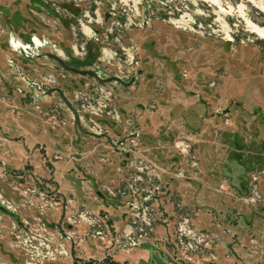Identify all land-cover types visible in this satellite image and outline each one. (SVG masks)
I'll return each mask as SVG.
<instances>
[{
	"label": "rangeland",
	"instance_id": "1",
	"mask_svg": "<svg viewBox=\"0 0 264 264\" xmlns=\"http://www.w3.org/2000/svg\"><path fill=\"white\" fill-rule=\"evenodd\" d=\"M255 26L264 0H0V264H264Z\"/></svg>",
	"mask_w": 264,
	"mask_h": 264
},
{
	"label": "water",
	"instance_id": "2",
	"mask_svg": "<svg viewBox=\"0 0 264 264\" xmlns=\"http://www.w3.org/2000/svg\"><path fill=\"white\" fill-rule=\"evenodd\" d=\"M47 56H49L50 58L54 59L59 66H61L64 70L70 71L74 74H79L82 76H90L95 78L100 84H103L105 82H110V81H118L123 85H129L131 84L133 81H129V82H125L124 80H122L121 78L117 77V76H111V77H107V78H102L98 73H96L93 70H89V69H78L76 67L70 66L68 64H66L64 62V60H62L58 55L54 54V53H48ZM49 92H57L58 95L60 96V98L62 99V101L67 105V107L71 110L73 117H74V122L77 126V128L85 133V134H89L95 138H101L104 137L108 143L113 144V141L111 140V138L105 134V133H94V132H88L87 130H84L81 126L80 123V119L79 116L77 114V111L75 110V108L71 105V103L69 102V100L66 98V96L64 95L63 91L60 88H51Z\"/></svg>",
	"mask_w": 264,
	"mask_h": 264
},
{
	"label": "bare ground",
	"instance_id": "3",
	"mask_svg": "<svg viewBox=\"0 0 264 264\" xmlns=\"http://www.w3.org/2000/svg\"><path fill=\"white\" fill-rule=\"evenodd\" d=\"M255 31L257 32L259 37L261 38L264 37V31L260 30L256 26H255ZM31 39H32L31 45L24 44L15 38H12L9 44L13 50H15L17 53H23L25 56L29 55L30 50L31 51L36 50L37 48L43 47V45L46 44V42L38 40L35 37H32Z\"/></svg>",
	"mask_w": 264,
	"mask_h": 264
},
{
	"label": "crops",
	"instance_id": "4",
	"mask_svg": "<svg viewBox=\"0 0 264 264\" xmlns=\"http://www.w3.org/2000/svg\"><path fill=\"white\" fill-rule=\"evenodd\" d=\"M74 192V191H73ZM88 189H87V187H85V186H83V187H81V188H79V190H78V198H86V199H88L87 198V196H88ZM85 202L86 203H89V204H92L93 202L92 201H90V200H85ZM110 202V201H109ZM112 202H114V200H112L109 204H110V206L111 207H113V205H115L116 203H112ZM112 217H114V220H115V215H111ZM115 222H116V220H115ZM141 251V250H140ZM140 251H138L137 252V254H136V256H137V258H141V257H143L144 258V253L142 254ZM157 251H155V253H154V260H155V263L154 264H156V262H157V259H156V257H158L160 260L163 258V257H165V254L164 253H156ZM139 260V259H138ZM136 263L137 264H143V260H139V261H136ZM160 263V262H159Z\"/></svg>",
	"mask_w": 264,
	"mask_h": 264
},
{
	"label": "built area",
	"instance_id": "5",
	"mask_svg": "<svg viewBox=\"0 0 264 264\" xmlns=\"http://www.w3.org/2000/svg\"><path fill=\"white\" fill-rule=\"evenodd\" d=\"M190 233H192V237L195 239V241L197 242H202L205 240L204 238V234L203 233H195L193 231H190ZM195 241H191V240H188L186 243H184V247L185 248H191L193 249L194 248V245L193 243ZM101 264H106L105 262H102Z\"/></svg>",
	"mask_w": 264,
	"mask_h": 264
}]
</instances>
